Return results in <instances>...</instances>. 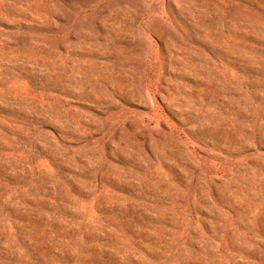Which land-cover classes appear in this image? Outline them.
I'll return each instance as SVG.
<instances>
[{
	"label": "rangeland",
	"instance_id": "obj_1",
	"mask_svg": "<svg viewBox=\"0 0 264 264\" xmlns=\"http://www.w3.org/2000/svg\"><path fill=\"white\" fill-rule=\"evenodd\" d=\"M0 264H264V0H0Z\"/></svg>",
	"mask_w": 264,
	"mask_h": 264
}]
</instances>
